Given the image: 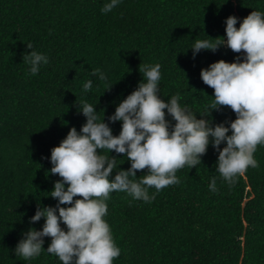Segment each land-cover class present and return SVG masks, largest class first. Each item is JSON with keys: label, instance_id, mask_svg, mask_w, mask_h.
Listing matches in <instances>:
<instances>
[{"label": "trees", "instance_id": "obj_1", "mask_svg": "<svg viewBox=\"0 0 264 264\" xmlns=\"http://www.w3.org/2000/svg\"><path fill=\"white\" fill-rule=\"evenodd\" d=\"M103 2L0 0V264H62L45 251L23 261L12 249L23 231L42 226L43 217L29 222L37 201L56 202L49 190L60 177L48 172V157L69 128L79 131L85 122L77 100L96 103L107 120L143 78L139 67L159 62L160 95L179 93L181 103L202 110L213 89L201 80V67L237 53L223 45L193 58L188 47L194 39L223 36L229 14L264 10V0H120L101 12ZM27 42L49 57L34 75L22 60L31 50ZM96 68L105 79L91 75ZM86 79L93 86L82 94ZM210 116L216 123L235 113L222 106ZM120 124L110 122L113 134ZM116 155L127 168L126 157ZM217 155L209 144L201 162L176 170L179 183L159 191L149 186V195L155 193L149 201L109 193L105 219L120 249L113 264H264V145L253 153L258 166L232 184L215 171ZM144 171L136 170V179ZM213 177L215 191L208 188ZM49 241L46 236L42 247Z\"/></svg>", "mask_w": 264, "mask_h": 264}, {"label": "clouds", "instance_id": "obj_2", "mask_svg": "<svg viewBox=\"0 0 264 264\" xmlns=\"http://www.w3.org/2000/svg\"><path fill=\"white\" fill-rule=\"evenodd\" d=\"M119 2L104 0L100 11L109 12ZM216 37L194 39L188 47L193 58L201 49L215 51L223 45L237 53L231 61L220 58L201 67V80L213 89V99L202 110L193 111L181 103L179 93L167 99L160 95L159 62L139 67L143 78L116 104L107 120L104 112L102 117L98 114L96 103L76 101L86 120L79 131L75 126L69 128L48 157V172L60 177L49 190L56 202L37 201L29 222L43 217V224L22 232L12 249L16 256L28 261L45 251L62 264H113L120 249L105 219L110 192L124 191L134 199L149 201L155 195H149V186L159 191L179 183L176 170L201 162L209 144L218 152L215 171L229 184L247 167L258 166L253 153L258 144L264 145V10L252 8L243 18L229 14L224 35ZM27 48L31 50L23 53L22 60L29 65L27 72L34 75L49 57L30 42ZM91 75L105 79L99 68L92 69ZM92 86V79L84 80L82 94ZM222 106H229L235 118L213 123L210 111ZM114 121L121 122L118 134L110 126ZM222 141L226 142L223 147ZM113 150L115 154H110ZM116 154L126 157L127 168L119 167L116 158L122 156ZM140 169H145L144 175L136 179ZM208 188L216 190L214 177ZM46 236L50 241L45 248Z\"/></svg>", "mask_w": 264, "mask_h": 264}]
</instances>
